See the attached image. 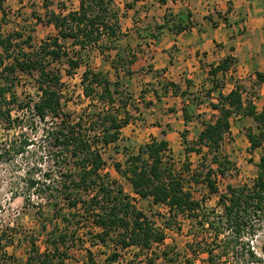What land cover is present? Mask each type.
<instances>
[{
    "label": "trees",
    "instance_id": "16d2710c",
    "mask_svg": "<svg viewBox=\"0 0 264 264\" xmlns=\"http://www.w3.org/2000/svg\"><path fill=\"white\" fill-rule=\"evenodd\" d=\"M43 6V23L53 25L56 34L34 46L30 35L17 42L15 37H22L21 32L2 31L6 6L5 0H0V125L8 129L19 120V115L13 116V104H17L19 109L30 108L28 100L18 103V97L11 93L10 88L16 84L19 74L32 76L37 91V100L33 102L34 115L42 123L51 119L47 133L54 146L53 162L57 171L53 182L57 184L53 183L47 196L53 202L54 218L68 226L73 222L68 215L89 217L95 242L111 243L117 252L135 247L138 252L154 253L155 256L158 253L152 250L165 241V229L177 224L180 216L195 218L200 228L208 226L214 230L210 242L201 246V242H197L196 249L191 248L195 256L197 251L207 254L203 264H215L217 259L227 256L229 250L240 243L245 232L253 236L260 231L264 226V107L258 110L253 100L243 95L241 85L235 84L228 92H223L213 79L207 93L218 90L215 101L210 102V108L216 111V115L203 123L194 140L187 138L186 129L180 132L184 152L199 154L200 164L191 168L185 160L181 168L176 169L168 140L164 138H153L140 145L136 153L127 156L125 166L112 161L114 169L128 180L135 197L148 200L150 207L166 208L161 215L163 226L159 227L144 210L134 205L135 199L105 171L103 151L115 145L120 139L121 129L129 123L127 100L131 96H121L122 82L118 76L119 66L127 67V59L119 49V41L125 36L120 23V9L114 5V0H80L77 9L65 13L50 9L47 3ZM163 19L160 28L169 21L166 16ZM36 20L41 22L40 17ZM187 27L188 22L182 17L172 26L168 25L176 33ZM92 47H97L104 57H109L105 52L117 50L111 58L115 78L86 66L80 84L89 101L87 108L75 115L66 113L61 101V71L56 64L66 63L64 71L71 74L82 63L83 52ZM233 62L234 57L226 56L217 65H210L209 75L211 78L219 73L224 75ZM256 77L258 81H264V73L257 72ZM170 84L178 87L175 83ZM118 100L121 103L117 104ZM187 108L186 104L181 107L184 122L189 120ZM233 117L253 120L254 127H248L245 132L248 151L261 149V155L255 164L256 175L250 185L226 184L225 190L219 192L218 178L225 177L234 166L222 149L223 142L230 135ZM201 165L204 168L199 171ZM46 176L51 177L49 174ZM199 185L207 190L206 194H218L216 204L221 208V214L215 215L216 219L209 220L206 214L208 195L196 196L195 188ZM59 200L70 210L68 214L59 207ZM72 209L74 213H71ZM210 212L214 213V208ZM42 228H46L45 223ZM221 230H229L231 236L217 243ZM74 238L73 233L59 230L52 240L46 242L43 251L32 239L30 255L23 264H66L68 242ZM217 248H220L219 252L215 253ZM117 252L110 255V260L117 259ZM260 252L264 255V242L260 245ZM159 256L166 264H179L177 255L171 257L166 249L161 250ZM88 258L87 264H98L91 256ZM149 259L150 264H155L153 257ZM258 261L261 262V258L248 242L240 246V264Z\"/></svg>",
    "mask_w": 264,
    "mask_h": 264
},
{
    "label": "rangeland",
    "instance_id": "374dc122",
    "mask_svg": "<svg viewBox=\"0 0 264 264\" xmlns=\"http://www.w3.org/2000/svg\"><path fill=\"white\" fill-rule=\"evenodd\" d=\"M79 1L5 0L6 16L5 22L1 23V29L4 33L21 32L22 37H15L17 42L30 35L31 44L36 46L43 39L56 34L53 25L43 23L45 19L43 3L49 4V8L56 12L65 13L70 9H76ZM226 3L232 5L231 0ZM114 5L122 13L120 20L125 28L122 29L125 36L119 41V49L127 59V67L119 66L118 69V76L122 82L121 96L125 98L128 94L131 98L127 100L129 123L121 129L120 139L115 145L103 151L106 160L105 171L118 181L126 194L135 199L134 205L144 210L161 227L164 219L161 215L166 212V208L150 207L148 200L135 197L128 180L114 169L112 161H119L125 166L127 156L136 153L140 145L148 143L153 138H164L168 140L176 169H180L185 160H188L191 168L196 167L201 163V157L194 152L189 154L184 152L180 132L186 129L190 141L197 137L203 128V123L216 115V111L210 108V102L215 101L218 90L211 94L207 93L213 85V79L220 85L218 89L224 92L229 88L225 86L229 79L225 80L226 78L224 79L220 73L217 77L211 78L207 64V68H204L196 78L187 77V72L178 78L168 65L162 66L166 61L159 58V62L154 61L153 48L158 40L162 42V46L167 47L170 61L177 50L176 45H172L170 40L174 31L168 28V25L177 23L178 6H175L171 0H167L166 3L153 0H114ZM164 16L168 17L169 21L160 28ZM38 17L41 22L36 20ZM133 22L137 23L136 28L130 26L131 29H128V25H133ZM115 51L117 50L105 52L109 57H104V53H101L97 47L85 50L82 54V63L71 74H66L64 71L67 68L66 63L56 64L61 71L63 111L75 115L87 108L89 101L83 95L80 84L86 66L107 74L111 79L115 78L111 65ZM155 63L160 66H155ZM15 82L16 84L10 88L11 93L18 97V103L28 100L30 108L19 109L16 108L17 104H13L11 106L13 116L19 115V120L8 129L0 125V264H23L30 255L32 239L43 251L47 246L46 242L52 240L59 230L73 233L75 237L72 242H68L66 264H87L89 256L98 264H150V257L155 259V264H166L159 256L163 249H166L171 257L177 255L179 264L191 262L203 264L207 254L197 251L198 255L195 256L191 248L196 249L197 242H201L200 246L204 245V242H210L214 237V230L209 229L208 226H205L208 229L200 228L195 218L180 216L177 224L165 229V241L161 245H155L152 250L158 253L156 256L154 253L138 252L135 247L119 249L117 252L111 243L95 242L89 217L68 215L73 221L68 226L56 220L52 211L53 202L47 196L49 189L53 187V177L57 171L53 162V141L47 133L51 119H48L47 123H42L34 115L33 102L37 100V91L34 88L33 77L19 74ZM170 83H175L178 87L175 88ZM116 103L121 102L118 100ZM183 104L188 105L187 122H184L182 114ZM254 125L249 117L231 119L230 135L223 142L222 149L233 161L234 166L225 177L218 178L219 192L225 190L226 184L252 183L257 170L255 164L259 160L261 149L248 151L249 143L245 132L248 127ZM19 149L21 152L17 153ZM202 168L203 165L200 166L199 171H202ZM46 174H49L51 179ZM56 184L55 182L54 185ZM195 189V194L199 198L208 195L205 211L207 210L209 220L216 219L215 215L221 214V208L216 204L218 194H206L207 190L200 185ZM63 205V201H60L59 207H63V211L68 214L70 210ZM211 208H214V213L210 212ZM73 211L72 209L71 213H74ZM77 219L78 223L75 222ZM43 223L46 224L45 229L42 228ZM230 236L229 230H221L217 243ZM246 242L261 258V262L250 264H264V255L260 252V245L264 242V226L253 236L245 232L240 243L229 250L227 256L217 259L215 264H240V246ZM219 249L217 248L215 253L219 252ZM113 252L119 253L116 260H110Z\"/></svg>",
    "mask_w": 264,
    "mask_h": 264
},
{
    "label": "crops",
    "instance_id": "0c3cea01",
    "mask_svg": "<svg viewBox=\"0 0 264 264\" xmlns=\"http://www.w3.org/2000/svg\"><path fill=\"white\" fill-rule=\"evenodd\" d=\"M171 1L178 6L176 20L182 17L188 27L178 33L170 32L171 44L177 47L172 61L167 47L159 40L153 48L154 61H166L162 66L168 65L178 78L185 72L187 77L196 78L207 68L206 64L209 69L232 56L234 62L222 75L229 79L225 83L229 86L227 92L239 84L243 95H248L258 110L264 107V81L256 77L257 72L264 73V0H231L229 7V0ZM213 13L216 15L211 16ZM120 23L125 29L122 20ZM135 25L133 22L128 29L136 28Z\"/></svg>",
    "mask_w": 264,
    "mask_h": 264
}]
</instances>
